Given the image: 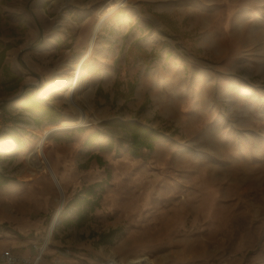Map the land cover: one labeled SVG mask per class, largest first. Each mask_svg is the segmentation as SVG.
Instances as JSON below:
<instances>
[{
    "label": "rangeland",
    "instance_id": "1",
    "mask_svg": "<svg viewBox=\"0 0 264 264\" xmlns=\"http://www.w3.org/2000/svg\"><path fill=\"white\" fill-rule=\"evenodd\" d=\"M70 1L61 0L60 9H67ZM38 6L37 0H0V51L4 53L0 61V153L5 150L6 126L37 125L32 132L24 127L30 139L18 150L14 147V157L2 161L0 168L22 167L41 132L42 119L19 108L22 97L17 95L23 84H36L47 92L52 88L50 79L45 85L38 83L42 71L34 76L32 69L44 67L47 74L50 68L47 52L39 51L43 35ZM52 6L49 2L48 7ZM199 10L201 30L190 41L198 43L199 39L203 45L206 35L212 37L194 48L200 60L187 59L185 66L191 69L194 62L192 69L200 77L193 87L200 92L195 98L202 108L208 107V116L200 125L166 124L161 110H154L144 98L130 115L150 122L146 126L157 132L151 149L143 148L142 157H133L126 142L121 144L117 134L112 136L115 152L107 147L101 151L103 172L83 181L93 193L86 187L82 198L69 200L83 199L91 210L88 207L83 215L88 222L82 234L76 239L70 232L62 235L61 257L71 256L75 264H98L111 258L125 262L142 254L155 264H264V0H200ZM195 17L185 16V25ZM52 27L60 23L53 21ZM11 68L24 71V76L11 82ZM183 80L189 90L190 74L185 73ZM104 130L110 135L107 126ZM53 134L43 145L46 156ZM63 190L60 221L70 197ZM53 191L47 225L59 195L57 187ZM43 262L41 252L37 264ZM54 264L66 263L61 259Z\"/></svg>",
    "mask_w": 264,
    "mask_h": 264
},
{
    "label": "crops",
    "instance_id": "2",
    "mask_svg": "<svg viewBox=\"0 0 264 264\" xmlns=\"http://www.w3.org/2000/svg\"><path fill=\"white\" fill-rule=\"evenodd\" d=\"M103 1L71 0L68 8L61 10V0H37L42 11L40 36L43 35L39 51L47 52L45 61L50 63V68L47 74L44 67L39 69L35 65L32 69L36 71L34 76L45 72V75L41 72L38 83L45 85L50 79L53 87L47 92L36 84L24 83L17 98L22 97L20 109L27 108L33 118L42 119L38 125L41 131L57 124L65 114L74 117V111L62 100L61 92L73 76L76 61L87 49L97 8ZM199 1L127 0L118 5L99 28L93 51L85 59L89 74L82 90L88 95L81 105L90 116L88 125L54 133L47 143L50 167L70 197L60 223L53 229L52 242L42 251L45 261L42 264L58 263L61 259L66 264H75L71 256L61 257V238L70 232V237L76 239L88 222L83 215L89 203L70 201L82 198L83 189L88 186L83 183L87 176L103 172L101 151L107 147L115 152L114 138L104 130L106 125L117 120L150 125L130 115L138 110L144 98H148L154 110H161L166 124L200 125L208 116V107L202 108L196 99L200 92L193 89L200 81L192 69L194 62L191 69L185 66L187 59L200 60L195 58L194 48L204 46L199 39L198 43L190 41L193 33L201 30ZM49 2L54 6L48 7ZM190 14L196 15V19L188 21L186 26L184 18ZM53 21H58L60 27H52ZM206 37L210 40L212 36ZM10 73L11 82L19 81L25 74L12 68ZM185 73L191 78L189 90L183 80ZM39 94L44 98L38 97ZM28 100L29 106H26ZM26 126L31 132L37 127L6 126L0 164L14 157L11 151L14 147L18 150L28 142L25 139H30L31 133L24 129ZM22 165L13 170L9 165L0 168V253L9 250L33 261L45 243V227L54 204L56 185L48 171H31L25 159Z\"/></svg>",
    "mask_w": 264,
    "mask_h": 264
},
{
    "label": "bare ground",
    "instance_id": "3",
    "mask_svg": "<svg viewBox=\"0 0 264 264\" xmlns=\"http://www.w3.org/2000/svg\"><path fill=\"white\" fill-rule=\"evenodd\" d=\"M126 0H108L97 12L95 22L93 24L91 34L88 38L87 49L82 57H80L72 71L73 76L70 78L68 86L61 92L62 100L69 105V107L74 111V117H70L65 114L61 120L54 125L46 126L40 133L39 138L36 141L35 149L27 153L25 157L26 164L29 166L30 170L33 171H48L50 166L46 154L43 152V145L47 136L55 133L57 131H63L65 129L76 127V126H87L89 121V114L82 108L81 103L86 102L88 93L84 92L82 88L84 87L85 80L88 78V68L85 64V59L91 55L93 51V45L97 32L101 27L104 20L117 8L118 5H122ZM243 18V16L241 17ZM208 37H206L207 39ZM206 44V41L203 45ZM50 87L53 85L48 82ZM77 87V88H76ZM130 166V165H129ZM132 166V165H131ZM59 195L56 198V205L54 211L51 215L49 224L47 225L45 232V243L41 247V251L45 248L46 244L51 239L52 227L58 221L61 214V209L64 204L65 195L61 184L58 185ZM98 264H155V261L149 256L142 254L129 258L125 262L116 261L113 258L108 259L106 262Z\"/></svg>",
    "mask_w": 264,
    "mask_h": 264
},
{
    "label": "trees",
    "instance_id": "4",
    "mask_svg": "<svg viewBox=\"0 0 264 264\" xmlns=\"http://www.w3.org/2000/svg\"><path fill=\"white\" fill-rule=\"evenodd\" d=\"M4 53L0 51V61L3 59ZM111 137L115 134L120 138L121 144L126 142L128 152L133 157H142V149H151L152 142L155 140L157 132L151 127L142 125L138 122L114 121L110 125H106ZM86 191L93 193L92 188H86ZM84 202V200H79ZM91 210V207H89Z\"/></svg>",
    "mask_w": 264,
    "mask_h": 264
},
{
    "label": "built area",
    "instance_id": "5",
    "mask_svg": "<svg viewBox=\"0 0 264 264\" xmlns=\"http://www.w3.org/2000/svg\"><path fill=\"white\" fill-rule=\"evenodd\" d=\"M41 249L40 253L35 257L33 261H29L24 257L14 255L9 250H4L0 253V264H37L41 260Z\"/></svg>",
    "mask_w": 264,
    "mask_h": 264
},
{
    "label": "water",
    "instance_id": "6",
    "mask_svg": "<svg viewBox=\"0 0 264 264\" xmlns=\"http://www.w3.org/2000/svg\"><path fill=\"white\" fill-rule=\"evenodd\" d=\"M65 130H66V129H65ZM48 172H49L50 176L52 177V179H53V181H54L56 187L58 188V187H59L58 185H59L60 183H59V181H58L56 175L54 174V172H53V170L51 169L50 166H49V168H48ZM59 222H60V218H59L58 221L53 225L52 230H53V228L55 227V225H56L57 223H59Z\"/></svg>",
    "mask_w": 264,
    "mask_h": 264
}]
</instances>
